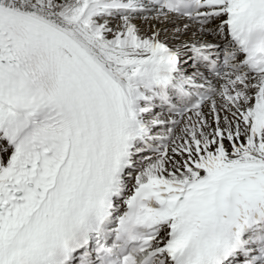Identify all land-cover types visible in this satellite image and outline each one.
Instances as JSON below:
<instances>
[{"label":"snow or ice","instance_id":"obj_1","mask_svg":"<svg viewBox=\"0 0 264 264\" xmlns=\"http://www.w3.org/2000/svg\"><path fill=\"white\" fill-rule=\"evenodd\" d=\"M0 264H264V0H0Z\"/></svg>","mask_w":264,"mask_h":264},{"label":"bare ground","instance_id":"obj_2","mask_svg":"<svg viewBox=\"0 0 264 264\" xmlns=\"http://www.w3.org/2000/svg\"><path fill=\"white\" fill-rule=\"evenodd\" d=\"M160 27H164V25H160ZM167 27H168V29L170 30V29H172L174 26H173V25H168ZM209 39H211V38H209Z\"/></svg>","mask_w":264,"mask_h":264}]
</instances>
